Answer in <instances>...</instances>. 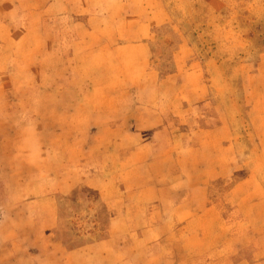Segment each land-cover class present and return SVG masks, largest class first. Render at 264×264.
<instances>
[{"label":"rangeland","instance_id":"obj_1","mask_svg":"<svg viewBox=\"0 0 264 264\" xmlns=\"http://www.w3.org/2000/svg\"><path fill=\"white\" fill-rule=\"evenodd\" d=\"M0 264H264V0H0Z\"/></svg>","mask_w":264,"mask_h":264},{"label":"crops","instance_id":"obj_2","mask_svg":"<svg viewBox=\"0 0 264 264\" xmlns=\"http://www.w3.org/2000/svg\"><path fill=\"white\" fill-rule=\"evenodd\" d=\"M43 236L46 237V234H43ZM54 247H55V246H54ZM54 250H55V248H54Z\"/></svg>","mask_w":264,"mask_h":264}]
</instances>
